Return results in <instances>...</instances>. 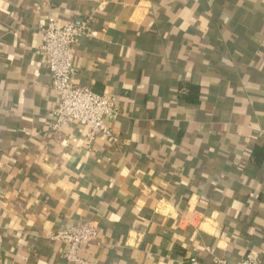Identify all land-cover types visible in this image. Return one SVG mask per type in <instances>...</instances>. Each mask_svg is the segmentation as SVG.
<instances>
[{"label": "crops", "instance_id": "1", "mask_svg": "<svg viewBox=\"0 0 264 264\" xmlns=\"http://www.w3.org/2000/svg\"><path fill=\"white\" fill-rule=\"evenodd\" d=\"M89 21L76 85L117 98L119 138L48 133L58 100L39 26ZM202 89L185 105L181 85ZM34 133H39L34 136ZM264 0H0V264H264ZM209 250H214L211 254Z\"/></svg>", "mask_w": 264, "mask_h": 264}, {"label": "built area", "instance_id": "2", "mask_svg": "<svg viewBox=\"0 0 264 264\" xmlns=\"http://www.w3.org/2000/svg\"><path fill=\"white\" fill-rule=\"evenodd\" d=\"M55 0H41L43 6L51 9ZM42 43L39 48L50 73L53 76L52 88L58 100L53 111V123L48 133L59 138L69 125H79L87 129L88 142L105 137L114 144L118 136L111 128V122L121 117L117 98L99 95L89 87L76 85L73 78L77 73L75 65L78 42L92 35L89 21L81 25L67 23L59 25L58 20L47 15L39 26ZM39 133H34L38 136ZM49 238L64 246V259L69 264H92L80 255L81 248L91 247L99 238L98 226L91 222H80L76 226L52 232ZM214 254V250H209ZM191 264H198L193 258ZM213 264H229L223 259H214ZM238 264H261V252L252 251Z\"/></svg>", "mask_w": 264, "mask_h": 264}, {"label": "trees", "instance_id": "3", "mask_svg": "<svg viewBox=\"0 0 264 264\" xmlns=\"http://www.w3.org/2000/svg\"><path fill=\"white\" fill-rule=\"evenodd\" d=\"M202 89L199 86L191 84H183L179 88V99L188 106H196L201 103ZM253 164L261 167L264 164V144L256 145L250 153Z\"/></svg>", "mask_w": 264, "mask_h": 264}]
</instances>
